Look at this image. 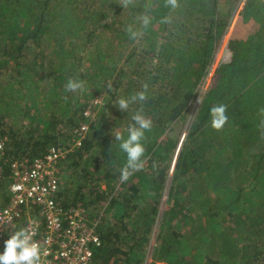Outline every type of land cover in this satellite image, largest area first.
<instances>
[{
    "label": "trees",
    "instance_id": "trees-1",
    "mask_svg": "<svg viewBox=\"0 0 264 264\" xmlns=\"http://www.w3.org/2000/svg\"><path fill=\"white\" fill-rule=\"evenodd\" d=\"M237 2L0 0V207L11 160L60 149L56 203L83 209L94 227L89 264H264V0H242L216 61ZM142 14L152 21L130 40L125 27ZM71 77L85 90L65 92ZM144 83L148 100L119 110L117 99ZM217 102L229 105L219 132L209 125ZM138 109L153 121L147 163L121 184L126 154L112 133ZM188 116L172 162L168 137Z\"/></svg>",
    "mask_w": 264,
    "mask_h": 264
},
{
    "label": "built area",
    "instance_id": "built-area-1",
    "mask_svg": "<svg viewBox=\"0 0 264 264\" xmlns=\"http://www.w3.org/2000/svg\"><path fill=\"white\" fill-rule=\"evenodd\" d=\"M84 115H90V111ZM87 130L88 125L82 124L75 133L81 139ZM184 139L183 133L173 159ZM5 143L6 139H0L3 146L0 156ZM64 154L63 150L51 148L42 158L10 161L14 181L9 186L6 204L0 207V253L9 236L7 230L13 233L21 227H30L36 231L34 239L45 250L43 264H89L99 241L94 227L87 222L83 209L64 210L56 203L59 180L54 162Z\"/></svg>",
    "mask_w": 264,
    "mask_h": 264
},
{
    "label": "clouds",
    "instance_id": "clouds-1",
    "mask_svg": "<svg viewBox=\"0 0 264 264\" xmlns=\"http://www.w3.org/2000/svg\"><path fill=\"white\" fill-rule=\"evenodd\" d=\"M134 4V0H120L122 8H128ZM165 7L176 9L179 7L178 0H165ZM152 21V18L147 14H142L138 17L139 27L135 25H127L125 32L130 40H137L144 34L143 30L147 29ZM161 23H169L170 18L165 16L161 18ZM86 88L85 81L71 77L64 85L65 92L78 93ZM111 90V85H108ZM147 83L141 85V90L129 96H121L117 99L116 104L118 109L127 112L132 104L144 103L148 100ZM198 103L203 101L198 98ZM229 105L223 102H217L211 105L209 109L210 122L209 125L214 131H222L225 125L229 122L228 115ZM261 119V127L264 128V107L258 110ZM131 122L123 130H116L112 133L117 142L120 151L126 154V162L119 169V181L124 184L130 180L137 172L144 169L147 163L146 133L150 132L153 127V121L146 116L142 109H138L131 114ZM0 145V149H2ZM155 167V165H153ZM36 231L30 227H21L14 231L9 238L4 242V251L0 253V264H43L45 250L40 242L34 239Z\"/></svg>",
    "mask_w": 264,
    "mask_h": 264
},
{
    "label": "rangeland",
    "instance_id": "rangeland-1",
    "mask_svg": "<svg viewBox=\"0 0 264 264\" xmlns=\"http://www.w3.org/2000/svg\"><path fill=\"white\" fill-rule=\"evenodd\" d=\"M242 0H240V4L238 3H236V9H235V13H234V15H233V17H232V20H231V23H230V25H229V27H228V31H227V33H226V35H225V37H224V39H223V42H222V44L220 45V47H219V49H218V53H217V58H216V61H218V59H220V57H221V54H222V52H223V49H224V47H225V44H226V41L229 39V37L232 35V33H233V31H234V29H235V23H236V20H237V18H238V11H239V9H240V6L242 5ZM213 70L214 69H212L211 70V72H210V74H209V77H208V79H209V81H210V79H211V76H212V74H213ZM193 108V107H192ZM192 110V109H191ZM191 116H192V114H191ZM191 116L189 117H187V120H186V122L184 123V125H183V128H182V130L179 132V129H180V126H177L176 128H175V131L173 132V133H171L170 134V136L171 137H168V138H170L172 141L174 140V143H176L177 144V146H178V144H179V141H180V138H181V136L183 135V133H184V135L186 136V134H187V131H186V126H187V124L190 122V120L192 119L191 118ZM177 146H176V148H177ZM176 148H175V150H176ZM174 161V159L172 158V162ZM169 174H170V176H171V170L169 171ZM170 178V177H169ZM169 181H170V179H169ZM169 181H168V183H167V191L169 190ZM164 205H165V203H163ZM147 262H148V259H147ZM160 264V263H159Z\"/></svg>",
    "mask_w": 264,
    "mask_h": 264
},
{
    "label": "crops",
    "instance_id": "crops-1",
    "mask_svg": "<svg viewBox=\"0 0 264 264\" xmlns=\"http://www.w3.org/2000/svg\"><path fill=\"white\" fill-rule=\"evenodd\" d=\"M160 264H164V263H160Z\"/></svg>",
    "mask_w": 264,
    "mask_h": 264
}]
</instances>
